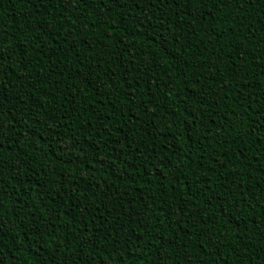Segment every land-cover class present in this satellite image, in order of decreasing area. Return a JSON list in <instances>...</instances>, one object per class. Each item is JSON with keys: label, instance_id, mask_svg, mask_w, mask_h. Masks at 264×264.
I'll list each match as a JSON object with an SVG mask.
<instances>
[{"label": "trees", "instance_id": "obj_1", "mask_svg": "<svg viewBox=\"0 0 264 264\" xmlns=\"http://www.w3.org/2000/svg\"><path fill=\"white\" fill-rule=\"evenodd\" d=\"M0 264H264V0H0Z\"/></svg>", "mask_w": 264, "mask_h": 264}]
</instances>
